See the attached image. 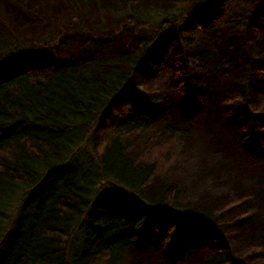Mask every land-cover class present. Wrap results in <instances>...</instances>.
<instances>
[{"label": "trees", "instance_id": "16d2710c", "mask_svg": "<svg viewBox=\"0 0 264 264\" xmlns=\"http://www.w3.org/2000/svg\"><path fill=\"white\" fill-rule=\"evenodd\" d=\"M235 256L264 264V0H0V264Z\"/></svg>", "mask_w": 264, "mask_h": 264}, {"label": "rangeland", "instance_id": "374dc122", "mask_svg": "<svg viewBox=\"0 0 264 264\" xmlns=\"http://www.w3.org/2000/svg\"><path fill=\"white\" fill-rule=\"evenodd\" d=\"M174 1H176V3H177V6H181V4L182 3H185V1L186 0H174ZM182 7H186V6H182ZM89 10V13H90V8L88 9ZM110 187H112V186H109V188ZM205 245H206V243H205ZM203 247H204V244H203ZM199 248H201L200 246L199 247H196V248H194L193 250H197V249H199ZM202 253H203V251L198 255V258L202 255Z\"/></svg>", "mask_w": 264, "mask_h": 264}, {"label": "bare ground", "instance_id": "6f19581e", "mask_svg": "<svg viewBox=\"0 0 264 264\" xmlns=\"http://www.w3.org/2000/svg\"><path fill=\"white\" fill-rule=\"evenodd\" d=\"M208 233H209L208 237H209L210 239H212L211 236H210V232H208ZM211 233H212V232H211ZM235 258H236V260L234 261L233 264H244L243 262H241V261L237 258V256H235ZM237 259H238V261H237Z\"/></svg>", "mask_w": 264, "mask_h": 264}]
</instances>
